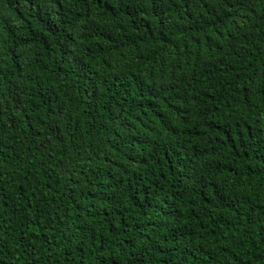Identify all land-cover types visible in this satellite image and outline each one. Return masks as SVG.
Listing matches in <instances>:
<instances>
[{
	"label": "trees",
	"instance_id": "obj_1",
	"mask_svg": "<svg viewBox=\"0 0 264 264\" xmlns=\"http://www.w3.org/2000/svg\"><path fill=\"white\" fill-rule=\"evenodd\" d=\"M0 264H264V0H0Z\"/></svg>",
	"mask_w": 264,
	"mask_h": 264
}]
</instances>
